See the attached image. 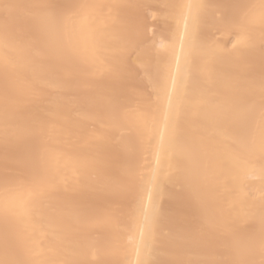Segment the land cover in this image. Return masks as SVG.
Here are the masks:
<instances>
[{"label": "snow or ice", "instance_id": "6c2138e0", "mask_svg": "<svg viewBox=\"0 0 264 264\" xmlns=\"http://www.w3.org/2000/svg\"><path fill=\"white\" fill-rule=\"evenodd\" d=\"M142 7L0 0V264H93L80 258L85 238L94 239V264H119L108 257L119 251L134 206L143 249L137 264H264V196L259 229L232 225V213L252 194L228 187L204 134L208 127L233 130L243 152L264 159V0L162 6L183 20L188 42L180 87L174 81L169 90L176 103L168 149L190 161L177 160L170 177L179 204L172 216L138 200L129 150L149 132L152 92L136 79L137 63L152 58L138 23ZM221 31L229 35L223 48L205 38ZM104 48L115 51L103 56ZM220 64L229 68L223 77ZM50 85L95 97L90 129L49 107ZM181 116L191 118L188 138ZM69 143L77 146L72 152L64 150ZM161 224L171 233L165 261L154 258ZM48 231L54 241L41 239Z\"/></svg>", "mask_w": 264, "mask_h": 264}, {"label": "bare ground", "instance_id": "6f19581e", "mask_svg": "<svg viewBox=\"0 0 264 264\" xmlns=\"http://www.w3.org/2000/svg\"><path fill=\"white\" fill-rule=\"evenodd\" d=\"M13 3H32L34 0H12ZM105 3H136L143 7L138 13V23L140 32L144 38V46L151 50L152 58L150 64L137 63L139 69L136 76L137 81L142 86L152 92L148 101L150 104L149 132L142 140L129 146V150L134 154L135 165L138 174L137 190L138 200L144 206L156 205L163 209L168 215H174L179 207L175 197V188L170 180L177 160H186L179 151L168 149V142L172 136V123L170 115L175 110L176 97H169V90L172 89L175 81L177 89L183 77L184 57L187 52L188 42L184 38L185 26L183 20L173 12L162 6L169 3L179 2V0H100ZM205 3H212L214 0H202ZM153 20L154 23H150ZM108 24L110 20L106 21ZM103 23V22H102ZM153 28V29H152ZM102 39L108 43L110 37L108 33L101 34ZM208 40L217 42L218 47L223 48L229 39L227 32H215L214 35H206ZM229 47L231 45H228ZM103 56H111L114 53L112 48L101 50ZM254 55L257 59L260 56L259 45ZM102 67L101 63L96 65L98 71ZM229 68L226 64L217 67L218 74L223 77ZM151 73V76L148 74ZM92 76V73H88ZM157 80L159 83L157 84ZM49 107L53 110L62 111L78 127H92L95 113V97L86 96L84 92L67 90L50 85L47 88ZM171 105V107H170ZM189 116H181L180 124L185 133V138L191 135L192 127ZM119 135V133H117ZM211 137L215 146V164L221 168L229 178L228 187L235 189L238 193L247 196L251 192V197L246 199L243 208L235 210L231 217L234 227L244 228L249 225L260 227V202L264 196V159L257 154H248L235 143L236 137L233 130L208 127L204 133ZM163 146L164 151H161ZM75 147L73 143L64 145V150L72 152ZM215 206L209 208V212L214 211ZM140 219L136 207L130 212L126 229L122 234L119 251L108 257L119 261V264H137L138 259L143 258V249L137 247L140 239L139 229ZM169 225L161 224L157 231L158 253L155 259L165 261L171 258L170 251L166 247V241L170 239L171 233ZM129 236L133 241L129 242ZM41 239L54 241L55 236L51 231L41 236ZM22 244L27 248L28 244L22 240ZM83 247L80 250V258L95 262L97 256L91 245L93 238H85L79 242ZM34 249L29 254L34 253Z\"/></svg>", "mask_w": 264, "mask_h": 264}, {"label": "rangeland", "instance_id": "374dc122", "mask_svg": "<svg viewBox=\"0 0 264 264\" xmlns=\"http://www.w3.org/2000/svg\"><path fill=\"white\" fill-rule=\"evenodd\" d=\"M150 23H152V24H153V23H154V21H153V20H150ZM152 29H153V28H152Z\"/></svg>", "mask_w": 264, "mask_h": 264}]
</instances>
